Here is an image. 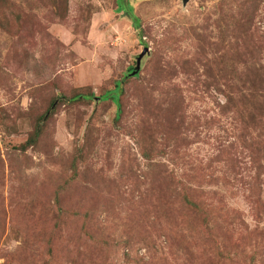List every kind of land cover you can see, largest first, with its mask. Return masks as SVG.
Here are the masks:
<instances>
[{"label":"rangeland","instance_id":"obj_1","mask_svg":"<svg viewBox=\"0 0 264 264\" xmlns=\"http://www.w3.org/2000/svg\"><path fill=\"white\" fill-rule=\"evenodd\" d=\"M118 1L0 0V264H264V0Z\"/></svg>","mask_w":264,"mask_h":264},{"label":"trees","instance_id":"obj_2","mask_svg":"<svg viewBox=\"0 0 264 264\" xmlns=\"http://www.w3.org/2000/svg\"><path fill=\"white\" fill-rule=\"evenodd\" d=\"M118 4H119V8H123V9L126 8L125 6L122 7V5H121V0L118 1ZM120 6H121V7H120ZM137 25L139 26V24H137ZM233 74L236 75V72L233 71ZM116 87H117V91H116V93H115V97H116V102H115V103L117 104V98H118L117 95L119 94L118 92H119V90H120V84H119V85L117 84ZM80 96H82V95H81V94L74 95L73 97H71V99H70V98H67V101H68V100H72V99H78ZM52 105H53V103L51 104V106H52ZM183 195H185V192H183ZM194 206H196L195 203H194ZM188 208H195V207H193V203H191L189 207H186V209H188Z\"/></svg>","mask_w":264,"mask_h":264},{"label":"water","instance_id":"obj_3","mask_svg":"<svg viewBox=\"0 0 264 264\" xmlns=\"http://www.w3.org/2000/svg\"><path fill=\"white\" fill-rule=\"evenodd\" d=\"M147 51V48H144L141 53L137 56L136 58V62H135V69L132 71L131 74H135L139 68H140V61H141V57L143 56V54H145Z\"/></svg>","mask_w":264,"mask_h":264}]
</instances>
